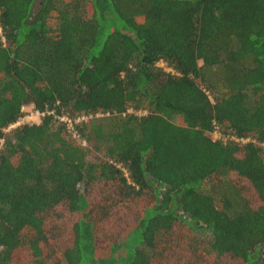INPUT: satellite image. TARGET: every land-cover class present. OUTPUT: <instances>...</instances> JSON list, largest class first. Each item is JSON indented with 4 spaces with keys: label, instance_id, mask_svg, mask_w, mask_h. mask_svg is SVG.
<instances>
[{
    "label": "trees",
    "instance_id": "obj_1",
    "mask_svg": "<svg viewBox=\"0 0 264 264\" xmlns=\"http://www.w3.org/2000/svg\"><path fill=\"white\" fill-rule=\"evenodd\" d=\"M0 30V264H264V0H0ZM27 103L111 114L6 130Z\"/></svg>",
    "mask_w": 264,
    "mask_h": 264
},
{
    "label": "built area",
    "instance_id": "obj_2",
    "mask_svg": "<svg viewBox=\"0 0 264 264\" xmlns=\"http://www.w3.org/2000/svg\"><path fill=\"white\" fill-rule=\"evenodd\" d=\"M0 32H1V30H0ZM28 105H30L29 109L27 108ZM22 111H23V114L18 118V120L16 122L10 124L6 128V130H10V129H12L18 125L24 124V123H40L46 114H53V115H55V117L59 121L65 123L68 131L72 134V136L83 144H86V140L81 138L80 132L77 129V123L88 122L95 117H102L104 115H110L111 114L110 112H97V113H89V114L83 113V114H79L78 116H76L74 118V117H70L66 114L56 115L54 109L42 111V110L38 109L33 103L25 104L22 107ZM128 112H134V109L130 108L128 110ZM136 113L140 115V114L147 113V111L146 110H138V111H136ZM213 137H214V139L222 137V134H221L220 130L218 129V127H216V129H214ZM232 138H235L236 140H242V141L247 140V139H238L236 137H232Z\"/></svg>",
    "mask_w": 264,
    "mask_h": 264
},
{
    "label": "rangeland",
    "instance_id": "obj_3",
    "mask_svg": "<svg viewBox=\"0 0 264 264\" xmlns=\"http://www.w3.org/2000/svg\"><path fill=\"white\" fill-rule=\"evenodd\" d=\"M38 6H36L35 8L37 9ZM27 108H30V105L27 106ZM109 115H104L102 117H95V118H103V117H107ZM94 118V119H95ZM33 121V120H32ZM27 122V121H26ZM87 143V142H86ZM103 152L101 151H94L92 150L90 153V156L92 159H96L102 156ZM114 219V218H113ZM114 221H116L114 219ZM69 226H70V220L67 218L66 222H63L61 224H59L58 226H56L55 230H54V237L51 236V242H52V246L54 247V249L58 252V251H62L64 247H66L68 245V243L70 242V235H69Z\"/></svg>",
    "mask_w": 264,
    "mask_h": 264
}]
</instances>
